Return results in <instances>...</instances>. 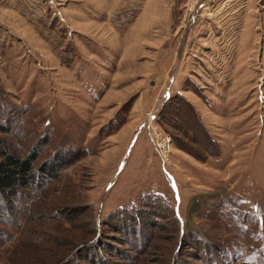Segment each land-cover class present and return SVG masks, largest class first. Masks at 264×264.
Wrapping results in <instances>:
<instances>
[{
    "label": "rangeland",
    "instance_id": "rangeland-1",
    "mask_svg": "<svg viewBox=\"0 0 264 264\" xmlns=\"http://www.w3.org/2000/svg\"><path fill=\"white\" fill-rule=\"evenodd\" d=\"M33 7L0 18V114L22 111L25 151L43 143L36 166L80 157L16 216L0 208V264H264V0ZM178 95L219 156L176 147L159 118Z\"/></svg>",
    "mask_w": 264,
    "mask_h": 264
},
{
    "label": "trees",
    "instance_id": "trees-1",
    "mask_svg": "<svg viewBox=\"0 0 264 264\" xmlns=\"http://www.w3.org/2000/svg\"><path fill=\"white\" fill-rule=\"evenodd\" d=\"M170 104L176 106L171 111H167ZM179 105H182L183 108H179ZM13 108H6L8 116L5 113L0 114V134L3 135L0 136V208L9 210L12 217L16 216L17 212H21L20 209L25 206V202H22L25 198L36 194L38 189L43 188L60 176L65 166L80 157L69 162L61 160L54 162V164L52 163L53 160L45 161L47 164H44V161H39L36 166L43 143L37 140L31 150L25 151L26 145L24 143L29 141L33 135L25 132L19 119L16 118L23 114L22 111H15ZM124 113L126 112L124 111ZM159 121L162 124L166 123L178 132V134H173L176 147L198 161L206 162L209 156L217 157L221 154L219 143L209 133L195 106L184 97L178 95L168 99L161 111ZM113 124L114 118L102 128V131L110 129L106 134L107 136L119 130L123 122L117 126ZM147 197L151 201L154 199L163 200L160 194H151ZM165 202L163 203L168 206ZM123 211V213L117 214V220L120 223H126V219L131 221L132 219L129 216L125 217L124 214L128 215L135 210L129 211L127 208ZM119 216H122L123 219ZM111 230L112 233H114L113 231L120 234L123 232L114 226H111Z\"/></svg>",
    "mask_w": 264,
    "mask_h": 264
},
{
    "label": "crops",
    "instance_id": "crops-1",
    "mask_svg": "<svg viewBox=\"0 0 264 264\" xmlns=\"http://www.w3.org/2000/svg\"><path fill=\"white\" fill-rule=\"evenodd\" d=\"M47 1L54 2L55 0H47ZM34 3H35V0H0V18H7V17L8 18H18L23 15H26V16L37 15L40 12V10L39 8L36 9L33 7ZM61 10L62 12L64 11L65 15H68V16L70 15L67 8H62ZM1 21H2L1 23L8 22L7 20H1ZM152 22L153 20L151 21V23ZM161 22L163 23L161 26L162 28L161 30L167 32L170 27L176 25V23L178 22V13L175 12L171 16L168 15L165 18V20ZM147 32H148V27L145 26L144 32H141V34H144V36H146L148 34Z\"/></svg>",
    "mask_w": 264,
    "mask_h": 264
},
{
    "label": "built area",
    "instance_id": "built-area-1",
    "mask_svg": "<svg viewBox=\"0 0 264 264\" xmlns=\"http://www.w3.org/2000/svg\"><path fill=\"white\" fill-rule=\"evenodd\" d=\"M158 139V138H157ZM166 139V140H165ZM158 143V152L162 156H167L169 154V150L167 149V144L171 142V137H165L162 141V139L159 138Z\"/></svg>",
    "mask_w": 264,
    "mask_h": 264
}]
</instances>
